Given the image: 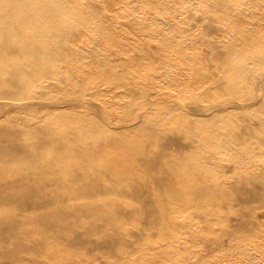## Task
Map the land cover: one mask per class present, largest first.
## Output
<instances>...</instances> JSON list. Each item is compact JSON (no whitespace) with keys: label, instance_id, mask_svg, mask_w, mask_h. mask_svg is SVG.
<instances>
[{"label":"bare ground","instance_id":"6f19581e","mask_svg":"<svg viewBox=\"0 0 264 264\" xmlns=\"http://www.w3.org/2000/svg\"><path fill=\"white\" fill-rule=\"evenodd\" d=\"M116 1L0 0V264H148L160 255L158 246L151 251L155 255L149 253L151 240L153 246L163 241L161 256L176 264L188 260L183 252L192 253L188 240L197 243L206 237L202 226L200 231L188 230L194 237L177 230L190 227L191 219H186L192 210L202 214L200 222L208 220L204 226L211 230L227 215L236 223L233 238H222L223 247L202 252L193 264H255L249 240L257 235L264 210L254 216L232 207L264 205V158L257 155L264 153V75L255 77L256 60H249L246 52L259 38V25L253 23L255 35L242 33L250 29L235 0H207L188 15L193 25L203 22L210 34L225 31L217 43L206 41L210 34L203 35L204 42L219 49L215 57L223 64L224 74L213 77L203 69L188 71L190 57L183 43L187 37L175 25L176 11L153 9L191 0H130L134 8L144 3L152 14L161 15V23L144 24L159 42L133 60L143 86L165 87V94L160 93L173 102L165 112L172 118L158 115L155 123L144 120L139 127L110 129L99 113L116 115L114 105L128 103L126 88L133 91L132 97L140 83L121 80L114 85L117 72L110 69L77 72L80 58L75 56L90 54L91 49L75 43V35L97 30L101 39L118 47L119 38L129 40L115 19L102 13ZM260 1L256 12L264 21ZM228 9L237 18L219 19ZM165 28L176 29L179 37L163 35L168 33ZM153 57L156 69L148 73ZM101 66L106 68L105 63ZM162 73L169 83L157 80ZM195 82L201 87L196 94ZM101 85L110 89L93 103ZM175 97L187 110L200 109L202 118L188 124ZM137 101L133 98L127 109ZM94 107L97 116L86 110ZM228 152L232 156L223 157ZM201 154L207 159L220 154V168L232 167L238 173H211L214 168L200 161ZM178 211L185 216L179 217ZM141 222L151 229L159 226L160 240L158 230L154 228L156 237L152 233L158 244L147 237ZM178 232L181 235H175ZM257 249L264 251V244Z\"/></svg>","mask_w":264,"mask_h":264},{"label":"rangeland","instance_id":"374dc122","mask_svg":"<svg viewBox=\"0 0 264 264\" xmlns=\"http://www.w3.org/2000/svg\"><path fill=\"white\" fill-rule=\"evenodd\" d=\"M92 1H94V0H92ZM95 1H100V0H95ZM204 1L207 2V0H191V4H188L189 2L187 1L188 5L186 3H184L181 6L180 5H168L164 9H159L156 7H154L153 9H154V11H176V13H174L175 21H177V22H175V25L177 27H179L181 30L180 32H182L187 37V38L183 39V43L185 44L186 52L190 57L189 63L187 64L188 71L189 72H192V71L196 72L199 69H203L205 72H207L211 76L216 77V76L224 74L223 69H222L223 64L220 62L219 59H217L215 57V53L219 49L216 47L209 46L210 44H207V42H204V40H203V35L204 34H210L211 29L204 26L203 22L199 23L198 25H193L192 24L193 19H190L188 17V15L190 13H192V11H199V9L203 5ZM235 1H239V7H238L239 11L238 12L241 15L240 18L246 19L247 24H248L247 27L250 29L249 32H242V33L245 36H248L250 33L254 34V29L256 28V26L254 24L259 25L258 26L260 28V30L258 31L259 38H257V40L253 39L250 46L248 44L249 49L247 47L248 51H246V52L248 54H250L249 60L250 59L256 60V63L253 64L255 67L254 68L255 69L254 74L256 75L255 77L263 76L264 75V60H263V58H264V21L262 20V17L259 15V13L256 12V11H259L258 6L256 5L257 0H245L246 2H248V4H246L245 1L242 2V0H235ZM143 5L144 6L142 8H134V6L130 5V0H118L113 4L112 7L111 6L105 7V9H104L105 11H102L103 14L110 16V17L115 19L114 24L117 23L120 25L119 32L122 35L130 37L129 40H127L125 38H119L118 41L122 42V45L120 47L113 45L112 41H108L105 38L101 39L103 36L101 35L100 32H97V30H89V32L86 34L75 35V43H79L80 45H84L86 48L91 49L90 54L86 53L84 55V53H81V54H77L75 56V57L80 58L79 61L75 62V65H78L77 72H81L82 71L81 69H83L84 72L86 69L103 70V71L104 70L107 71L110 69V70H114L115 72H117V76L115 77V80H113L114 85L117 84L118 82L128 81V80H131V83L135 82V80L140 83L139 86L134 87L138 91L132 97L129 94L132 93L133 91L128 90L127 88L125 90V96L128 100V103L131 104L133 98L138 99L137 103L130 105L129 109H127V106H129L128 103L126 105H118V104L114 105V106H116L114 108V112L116 113V115H114L112 113H110L109 115H103L102 113L97 112V109L95 107L92 110L90 108L86 109L87 112L94 113L96 116H97V113H99L101 118L102 119L104 118L103 121L105 122L107 127L110 129L116 128L119 125L126 126L128 128L139 127L143 123L144 120H148L150 123H155L154 118H156V116H158V115H161L162 117H165L166 119L172 118L171 114H165V112L169 108H172L173 102L170 101L169 99H167L166 95L164 96L163 94L160 93V92H162L165 94V92H166L165 87H159L158 89H156V86L153 83H149L148 84L149 86L145 83V85L143 86L140 82V77H137L140 74V70H139L138 66H134V62H135L133 60L134 56L137 57L139 55H142L143 50H149L154 43L159 42L157 40L158 38L154 37V31H149V29L145 28L144 24H146L148 22H155V21L158 23H161L160 22L161 21L160 20L161 15L157 14V16H156L155 14H152V12L148 11V9H145L146 4L143 3ZM227 5H229V4H227ZM241 6H243L244 8ZM235 7H236V4H235ZM251 11H254V14H252ZM234 12L235 11L228 9L227 11H223V16H219L218 18L219 19L227 18L228 21H231L232 19L237 18V16L234 14ZM250 21L252 22V24L249 23ZM165 29L167 30L168 33L162 32L163 35L169 34L173 37H175V36L179 37V33H174V30H176V29H167V28H165ZM224 33H225V31H221V32H217V33H211L210 35H212L213 37L208 35V36H206L205 39H206V41H210L211 43H217L218 39L221 38V35ZM99 39H101V40H99ZM166 41L171 44V40H166ZM218 46L220 49L222 48L221 45H218ZM110 53H114V55L113 54H111V56L106 55V54H110ZM171 54L173 55L172 52H171ZM192 54H194V55H192ZM165 55H167V54L165 53ZM153 59H154V61L151 63L152 67L148 68V73L152 72L153 70L156 69L155 68L156 63H154L156 59H155V57H153ZM106 61H110V62H106ZM103 63L106 64V68L101 66V64H103ZM170 65H173V64L170 63ZM155 73H156V71H155ZM157 80H159L165 84L170 82V80L167 77H165V75L163 73L161 74V76L157 77ZM196 84L197 83L195 82L194 83L195 87L192 89L194 94H196L197 92H199L201 90V87L199 85H196ZM140 86H141V88H140ZM105 89L107 90L110 88L105 87V85L100 86L99 94H97L96 96L93 97V100H94L93 103L98 104L99 101H101L102 99L105 98V96L107 94L101 93ZM113 89H114V87H113ZM119 89H121V88H119ZM119 89H117V90H119ZM252 90L254 91L253 87H252ZM260 93H261V90L258 91L259 95H260ZM108 94H110V93H108ZM175 99L177 102L182 103V106H180V107L177 106V110H179L182 114H184L186 116V119H189L188 121H186L188 124L193 123L198 118H202V116L204 115V114H201L202 112L200 109L192 107V106H191L192 109H190V110L185 109L183 106V102L181 100L177 99L176 97H175ZM69 108H72V106H70ZM79 109L82 110L84 108L81 107ZM261 109H262V112L264 113V107H262ZM192 118H195V119H192ZM122 119H125V120L122 121ZM115 120H119L118 121L119 123H115L116 122ZM230 121L231 122L233 121V119L231 117H230ZM228 124L229 123L225 122V121H221V123H220V125L222 127H228ZM197 132H198V130H197ZM189 134L191 136H194V134H192V133H189ZM158 142H159V140L157 139L156 143H158ZM232 154L230 152H228L223 157L227 156L226 158H229L232 156ZM257 155L261 158H264V153H259ZM194 156H196V155H194ZM201 156H202V158L200 159V161L201 162L203 161L204 163L209 164L211 166L212 170L214 168V171H211V173H216V175L218 174L217 176H220L219 175L220 171H221L220 173L228 172L227 174H229V173H231L230 171L233 170L232 172L238 173V171L237 170L234 171V169L232 167L223 168L221 166V168H220V165H219V162H220L219 159L221 158L220 154H217L216 157L213 156V157H210L208 159L206 157H204L202 154H201ZM218 156L220 158H218ZM207 157H209V156H207ZM192 158L193 157L189 158L188 160H190V159L193 160L194 158L193 159ZM211 161H213V163ZM215 166H217V167H215ZM217 169H219L218 172H217ZM189 170L191 173H198L199 172L198 170H195L193 172V170H194L193 168H189ZM183 173H185V170H183ZM231 174H233V173H231ZM232 201H230L231 206H233L236 202L235 200L233 202ZM170 203H171V201H170ZM258 205H261L260 202H254L252 204L246 205L245 208H242L241 206H238V204H236L232 207V210H234L238 213L243 212V213H248V215L251 213L254 216H257V214L261 210H264V205H261L262 207L258 206ZM190 210H191V208H190ZM190 210H188L187 213ZM198 211H200V209H198ZM191 212H193V210ZM191 212H189L188 213L189 215H187L188 217L191 216V218L187 217V219H186V217H185L186 220L191 219L193 221L192 222L190 220V222L192 223L190 225V227H188L186 229L184 226L183 227L177 226V230L180 229V233L182 232V230H184L185 232L183 231L184 232L183 235L186 234L185 236L194 237L195 235L190 234L191 232H189V231H192V228L196 227L195 229L194 228L193 229L194 230L198 229L197 231H200L203 229V231H204V232H202L203 236L206 235V237L204 236V240H203V238L198 239L199 243L198 242L196 243V241L193 242V240L192 241L190 240V242H189V240H188V242L186 244L189 247L188 251L194 253V255L192 253L189 254V252L188 253L183 252V250H182L180 252V253L183 252L181 255H183V256L186 255V257H188V260H185V261L182 260L181 261L180 259H178L175 261L176 264H184V263L185 264H193L194 263L193 260H195V258L197 256H198V259L200 260L199 255H202V252L208 251L209 249L212 250L213 247H216L219 244L221 247H223V241L225 239H222V238H226V239L229 237L233 238L234 237V234H232L233 230L235 231V234H236V227H235L236 223H235V220H234L232 215L231 216L227 215L223 218L216 220V222L213 225L214 227L212 226L214 228V230L213 229L212 230L215 232H212V230L210 228H206L204 226L205 224L208 223V220H206L205 217L203 218L205 221L204 220L201 222L199 221L203 217L200 212H196V213H192V214H191ZM181 213H180V211H178V213L176 212V214H178L179 217H180ZM184 213H186V212L183 211L182 215L185 216ZM174 218H176V216ZM194 218L196 220L198 219V221L200 222L198 225L194 224L195 222L198 223V221L194 220ZM221 219H222V223H224V224L220 223ZM262 222H261V225L259 226L258 230H256L257 235H252L250 237L251 239L249 240L250 241L249 249L253 253L252 258H253V261L255 264H264V251L262 249L261 250L257 249L258 246H260V245L262 246L264 244V232H263L264 231V220ZM225 223H226V226L224 227ZM141 224L144 225V222H141ZM218 224H220V225L218 226ZM221 225H222V227H221ZM144 226H145L144 227L145 229H148V231H150V233H148V231L147 232L145 231L147 234H150V235H147L145 233V237H146V235H147V237H150V236H152V233H153V235L156 233L155 235L157 237L155 235L154 236L159 239L158 235L161 234V230L158 229L159 226L156 228V226L152 227L154 225H151L152 229L149 227L150 225L145 224ZM147 226L149 228H147ZM201 226H202V229H199V228H201ZM154 228L156 230H158L160 233H158V231L155 232ZM209 229L211 231H209ZM186 231H188V232H186ZM193 231H192V233H193ZM216 232H218V233H216ZM180 233L179 232H178V234L175 233V235H181ZM187 233H188V235H187ZM207 234L210 235V237L209 236L207 237ZM212 235H215L216 237L212 236ZM153 238L154 237L152 236V238H150V240ZM147 239H149V238H146L144 240L146 241ZM162 239H163V237H162ZM154 240H155V238H154ZM159 240H157V241H159ZM152 241L153 240H151L152 244L151 243L148 244L149 240L147 242V244L152 247V250H151V247L147 245L150 249L149 253L155 255L157 252H160V255L158 254L159 256L156 257V255H157L156 254L155 260H156V258H157V260L154 263L147 261L148 264L149 263L162 264L161 262H164L165 264H169L168 260L164 258L165 256L164 257L161 256L162 254H161V251L159 250L160 248H162L161 245H162L163 241L162 242L159 241L158 242L159 245H156L155 243H157V241L155 240L154 245H156V246H153L154 241L153 242ZM221 241H222V244H221ZM142 242H143V240H142ZM195 243H196V246L198 245L200 247H198V246L196 247L195 245H192ZM191 245L194 246L195 248L194 247L192 248ZM157 246L159 249L156 248ZM145 248H147V247H145ZM154 248L158 249V250H156L157 252L151 253V251H154L153 250ZM149 249H146V250L149 251ZM149 257L152 258V255H150ZM160 257H162V259ZM159 258H160V260H159L160 263L158 262ZM166 258H168V257L166 256ZM172 258H175V257H172ZM163 259H165V260H163ZM177 262H179V263H177Z\"/></svg>","mask_w":264,"mask_h":264}]
</instances>
